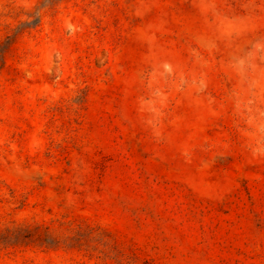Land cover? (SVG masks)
<instances>
[{
    "label": "rangeland",
    "instance_id": "1",
    "mask_svg": "<svg viewBox=\"0 0 264 264\" xmlns=\"http://www.w3.org/2000/svg\"><path fill=\"white\" fill-rule=\"evenodd\" d=\"M0 264H264V0H0Z\"/></svg>",
    "mask_w": 264,
    "mask_h": 264
}]
</instances>
